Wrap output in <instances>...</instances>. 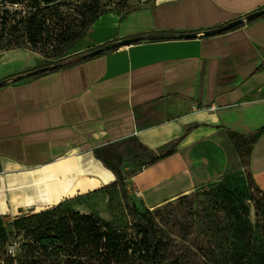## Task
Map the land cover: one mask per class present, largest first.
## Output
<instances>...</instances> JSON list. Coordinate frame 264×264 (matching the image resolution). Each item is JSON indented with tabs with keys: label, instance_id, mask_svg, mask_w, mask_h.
I'll use <instances>...</instances> for the list:
<instances>
[{
	"label": "crops",
	"instance_id": "obj_1",
	"mask_svg": "<svg viewBox=\"0 0 264 264\" xmlns=\"http://www.w3.org/2000/svg\"><path fill=\"white\" fill-rule=\"evenodd\" d=\"M196 31L209 34L165 37ZM144 34L162 38L40 73L49 59L0 53V190L20 170L61 168L54 174L67 181L47 182L51 204L121 178L154 208L247 167L264 193V0H158L108 12L65 58Z\"/></svg>",
	"mask_w": 264,
	"mask_h": 264
},
{
	"label": "rangeland",
	"instance_id": "obj_2",
	"mask_svg": "<svg viewBox=\"0 0 264 264\" xmlns=\"http://www.w3.org/2000/svg\"><path fill=\"white\" fill-rule=\"evenodd\" d=\"M156 1L61 0L62 5L55 9L56 15L50 16L53 13L49 11L50 21L31 36L20 28L23 22H15L31 8L0 4V10L5 9L10 14L1 19L0 13V53L23 48L33 51L39 59L54 63L68 55L72 47L54 56L60 48L61 31L64 27L79 25L82 12L87 17L101 12L127 13ZM15 11L18 13L12 14ZM46 169L20 170L1 187L0 201L7 202L1 204L0 219L8 237L5 243L0 242V264H149L138 244V236L130 230L132 218L125 211L124 199L153 221L160 239V264H264V193L254 183L247 167L217 181L198 185L154 208L144 205L126 179L109 188L85 191L70 203L71 209L119 227L127 226L128 234L133 235L128 249L125 246L107 256L92 253L87 241L76 244L75 237L56 242L55 247L41 249L29 233L14 230L15 217L54 205L49 197L48 181L58 184L67 181L61 174H54L62 172L61 168Z\"/></svg>",
	"mask_w": 264,
	"mask_h": 264
},
{
	"label": "trees",
	"instance_id": "obj_3",
	"mask_svg": "<svg viewBox=\"0 0 264 264\" xmlns=\"http://www.w3.org/2000/svg\"><path fill=\"white\" fill-rule=\"evenodd\" d=\"M7 3L31 8L15 21L16 24L23 22V24L20 25V28L30 36L31 33L38 30V28L40 30L45 23L47 24V22L50 21L48 15L50 12L53 13L50 16L56 15L57 12L55 9H58L62 5L61 0H0L1 5H6ZM0 11V13H2L1 19L5 18V15H10L5 9ZM16 13L18 12L15 11L12 14ZM102 14H104V12L87 17L85 13L82 12L79 25L64 27L65 29L61 31L59 39L60 48L54 56L61 55L73 46L75 42L80 40L91 24ZM202 32H204V35L207 34L206 31H196L185 35H170L165 37L177 38L178 36H203L201 35ZM155 36L156 35L153 34L134 35L121 40L110 41L99 45L98 47L87 49L81 53L66 58L62 57L54 63H48L44 67L34 69L33 72L40 73L55 70L60 66H69L81 60L96 56L108 49H115L123 45L131 44L146 37L162 38V36ZM32 43L36 44V41H32ZM5 83H7V79L0 81V85ZM250 148L251 145L248 144L242 147V149L240 147V150L244 156L246 154L248 157ZM244 163H246L245 160ZM120 181L121 178L101 187L109 188ZM119 188L121 190V186H119ZM80 195L81 194H77L66 197L46 209L15 217L12 220L14 230L20 233H29L34 238V243L39 244L41 249L55 247L56 242H65V239L68 237H75L76 244L81 240L87 241L90 245V251L94 254L107 256L110 253H116L122 247L127 246L128 249L129 246H131L133 235L128 234L127 226L119 227L112 222L103 221L91 214H81L70 208V203L77 200ZM124 200L125 211L132 218L130 230L138 236V244L148 263L160 264L158 260L160 239L157 235L153 221L147 217L146 213L135 210L129 205L126 199ZM7 237V232L0 219V242L2 244L5 243Z\"/></svg>",
	"mask_w": 264,
	"mask_h": 264
},
{
	"label": "water",
	"instance_id": "obj_4",
	"mask_svg": "<svg viewBox=\"0 0 264 264\" xmlns=\"http://www.w3.org/2000/svg\"><path fill=\"white\" fill-rule=\"evenodd\" d=\"M261 13H262L261 11H255V12H252V13L248 14V15L245 17V19H246L247 21H248V20H251V19H254V18L258 17ZM240 22H241V21H238V20H236V21H232V22H230V23H228V24H226V25H224V26H222V27L217 28V29L215 30V32H222V31L228 30V29H230V28H232V27L237 26ZM206 32H207V31H206ZM207 34H209V32H207ZM207 34H206V35H207ZM201 35H204V32H202ZM194 36H197V35H194Z\"/></svg>",
	"mask_w": 264,
	"mask_h": 264
},
{
	"label": "built area",
	"instance_id": "obj_5",
	"mask_svg": "<svg viewBox=\"0 0 264 264\" xmlns=\"http://www.w3.org/2000/svg\"><path fill=\"white\" fill-rule=\"evenodd\" d=\"M243 21H247V20L244 18Z\"/></svg>",
	"mask_w": 264,
	"mask_h": 264
}]
</instances>
